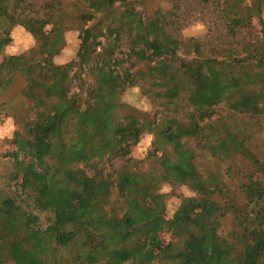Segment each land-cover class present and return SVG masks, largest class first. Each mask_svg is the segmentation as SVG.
Here are the masks:
<instances>
[{"label": "trees", "instance_id": "obj_1", "mask_svg": "<svg viewBox=\"0 0 264 264\" xmlns=\"http://www.w3.org/2000/svg\"><path fill=\"white\" fill-rule=\"evenodd\" d=\"M169 1L0 0V50L12 25L34 40L0 59L9 177L30 200L0 189V264H264V0H213L220 44L173 35ZM135 89L158 110L130 104ZM163 185L193 193L171 217Z\"/></svg>", "mask_w": 264, "mask_h": 264}, {"label": "rangeland", "instance_id": "obj_2", "mask_svg": "<svg viewBox=\"0 0 264 264\" xmlns=\"http://www.w3.org/2000/svg\"><path fill=\"white\" fill-rule=\"evenodd\" d=\"M66 3H70L74 0H64ZM136 7V10L148 12L159 8L162 12L172 11V3L169 0H128ZM213 0L203 2L202 0H177L176 9L174 14L168 15L170 18V31L173 35L177 36L181 40L196 39L205 43L220 44L226 39L223 32V23L218 18V11L212 4ZM254 26L258 29L257 25ZM1 34V33H0ZM76 30H72L66 33L65 41L66 46L59 56L55 57L53 61L57 64H65L73 59L77 53L79 47V37ZM10 37L11 43L0 50V59L2 55L19 54L25 50L34 46L33 38L19 25L11 26ZM125 45V44H124ZM14 94V90H11L8 94H0V101H5ZM126 100L135 105L136 107L147 112L157 111L158 108L153 107L152 103L146 98L139 97L137 90L129 91L125 95ZM224 106L218 109V113H222ZM15 125L11 119H5L3 115L0 116V189L5 196L16 199L21 205L29 202L26 197L19 199V188L15 182L10 180V172L12 171L11 161L5 157V153L11 150L10 145L6 142V139H10L13 136ZM152 136L145 134L141 137L139 143L132 148L130 157L134 160H143L147 155L151 147ZM254 149L264 156V131L254 141ZM125 159L115 160L114 166L119 167L124 163ZM208 170H212V164L210 159L200 160ZM91 175V172H88ZM72 189L75 187L72 186ZM162 193L168 194L169 197L166 203V216L171 217L174 211L177 209L182 198L190 197L193 193L187 187H171L169 185H163L161 189ZM24 206V205H23ZM40 218L41 225L44 227L49 215L47 213L35 211ZM165 241L169 238L164 235ZM9 264V263H6Z\"/></svg>", "mask_w": 264, "mask_h": 264}]
</instances>
